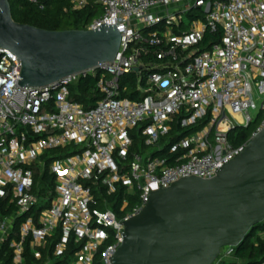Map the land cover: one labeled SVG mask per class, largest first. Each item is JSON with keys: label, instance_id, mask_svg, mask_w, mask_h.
Wrapping results in <instances>:
<instances>
[{"label": "built area", "instance_id": "obj_1", "mask_svg": "<svg viewBox=\"0 0 264 264\" xmlns=\"http://www.w3.org/2000/svg\"><path fill=\"white\" fill-rule=\"evenodd\" d=\"M93 1L101 14L83 29H119L112 62L20 86V60L0 48V264H110L123 221L151 191L214 177L247 143L232 144L230 133L253 126L251 137L264 126V0ZM208 29L221 40L200 49ZM129 73L134 90L121 85ZM88 75L100 96L85 108L70 85ZM137 127L143 148L132 150ZM51 150H62L47 155L52 198L36 177ZM119 187L116 213L107 196ZM235 248H221L217 262L235 261Z\"/></svg>", "mask_w": 264, "mask_h": 264}, {"label": "water", "instance_id": "obj_2", "mask_svg": "<svg viewBox=\"0 0 264 264\" xmlns=\"http://www.w3.org/2000/svg\"><path fill=\"white\" fill-rule=\"evenodd\" d=\"M119 29L45 30L13 20L0 0V48L21 62L20 86H45L112 62ZM264 221V126L214 177H184L151 191L141 211L123 221L110 264H212Z\"/></svg>", "mask_w": 264, "mask_h": 264}, {"label": "trees", "instance_id": "obj_3", "mask_svg": "<svg viewBox=\"0 0 264 264\" xmlns=\"http://www.w3.org/2000/svg\"><path fill=\"white\" fill-rule=\"evenodd\" d=\"M8 1L14 21L45 30L83 29L94 18L101 14L100 5L93 0L80 10H72L70 8V0H35L34 2L30 0ZM220 40V30L211 31L208 29L204 33V36L199 43V47L200 49H204L210 44L220 42ZM152 47L153 46L147 45V48ZM95 81V77L88 75L79 78L75 83L71 84L70 93L73 100L82 103L85 108L91 107L100 96L94 87ZM136 82V75L134 73H129L121 79V85H128L131 90L136 88ZM140 128L141 127H137L131 131V136L133 138L132 150H137L139 148V143L143 148L142 137L139 132ZM252 129L253 126H250L246 129L232 131L230 133L232 144L242 145L248 141ZM173 134H171L166 140L167 145L164 150L158 153L160 156H166L168 146L171 145L176 138L184 135L185 132H180L179 135H176L177 137ZM161 142L165 143V140H162ZM59 152H62V150H51L44 154L43 157L46 162L44 166L45 170L40 176H36L37 179L40 180L41 191L50 193L51 198L54 190V179L47 171V162L49 161L47 155L57 157L59 156ZM124 195V188L119 187L114 194L107 196L110 208L116 213H119V208L124 199ZM49 204L50 202H47L46 205H39V209L48 207ZM129 207L130 205H127L125 208L127 209ZM233 256L236 259L235 261H220L217 262V264H258L260 261L264 260V221L255 225L250 230V235L234 249ZM9 261L10 260L7 258L6 263H9ZM28 263L35 264L30 258L28 259Z\"/></svg>", "mask_w": 264, "mask_h": 264}, {"label": "rangeland", "instance_id": "obj_4", "mask_svg": "<svg viewBox=\"0 0 264 264\" xmlns=\"http://www.w3.org/2000/svg\"><path fill=\"white\" fill-rule=\"evenodd\" d=\"M164 26H167V25H164ZM258 234H259V233H258ZM216 260H217V258H216ZM216 260H215L212 264H217V261H216Z\"/></svg>", "mask_w": 264, "mask_h": 264}]
</instances>
